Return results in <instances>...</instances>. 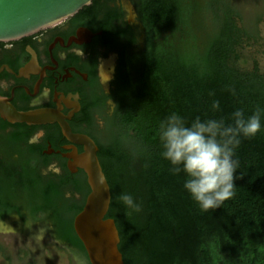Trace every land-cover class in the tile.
<instances>
[{
  "label": "trees",
  "instance_id": "1",
  "mask_svg": "<svg viewBox=\"0 0 264 264\" xmlns=\"http://www.w3.org/2000/svg\"><path fill=\"white\" fill-rule=\"evenodd\" d=\"M105 1L115 0H93L75 19L101 30L98 39L118 54L111 93L93 82L71 129L98 147L111 194L106 218L115 222L123 263L264 264V73L255 60L245 68L241 55L259 39L264 16L246 25L232 0H132L143 27L138 48L137 29ZM257 106L261 130L241 136L234 150V196L203 211L184 189V173L173 175L161 155V121L177 113L189 125L197 116L231 124L237 109L250 116ZM6 128L12 131L0 134V220L16 216L22 230L42 222L53 241L89 264L73 229L89 194L85 174H71L59 156L42 154L45 146L30 145L35 128L0 120V130ZM45 133L55 149L64 143L57 126ZM54 159L61 173L44 175ZM122 192L142 210L123 205Z\"/></svg>",
  "mask_w": 264,
  "mask_h": 264
},
{
  "label": "flooded vegetation",
  "instance_id": "2",
  "mask_svg": "<svg viewBox=\"0 0 264 264\" xmlns=\"http://www.w3.org/2000/svg\"><path fill=\"white\" fill-rule=\"evenodd\" d=\"M105 6L119 9L123 13L122 21L136 30L126 18L122 0L105 1ZM76 15L28 37L0 43V98L8 101L19 112L57 110L64 116L73 112L78 104L79 110L68 121L70 128L77 123L83 100L93 95V82L105 95L111 93V83L118 62V54L109 51L98 39L102 37L103 32L94 31L83 21L75 19ZM136 16L139 21L137 10ZM111 54L116 58L114 71L112 66L107 64ZM107 71L113 73L110 75L108 92L102 85L103 80H106ZM0 120L4 121L1 118ZM54 125L57 126H29L35 128V132L28 143L45 146L42 154L49 157L59 156L67 168L66 155L70 151L64 147L70 144L63 138L64 143L55 149L45 140V127ZM11 131V128H6L0 130V134ZM39 133H42V136L32 142ZM77 149L79 153L82 151L80 147ZM49 172L61 173L59 160L54 159L43 169L44 175Z\"/></svg>",
  "mask_w": 264,
  "mask_h": 264
},
{
  "label": "water",
  "instance_id": "3",
  "mask_svg": "<svg viewBox=\"0 0 264 264\" xmlns=\"http://www.w3.org/2000/svg\"><path fill=\"white\" fill-rule=\"evenodd\" d=\"M93 0H0V43L17 41L40 30L52 28L74 17ZM79 110L64 116L57 110L19 112L0 98V118L9 124L44 126L56 124L62 137L70 144L67 170L85 174L89 187L83 208L73 220L74 232L82 243L89 264H124L118 249L119 233L115 222L106 218L110 188L97 157L98 147L86 134L73 133L68 121ZM39 133L35 139L40 138ZM77 147L82 151L79 153ZM52 152V151H50Z\"/></svg>",
  "mask_w": 264,
  "mask_h": 264
},
{
  "label": "clouds",
  "instance_id": "4",
  "mask_svg": "<svg viewBox=\"0 0 264 264\" xmlns=\"http://www.w3.org/2000/svg\"><path fill=\"white\" fill-rule=\"evenodd\" d=\"M214 95V93H210ZM212 109L220 103L213 100ZM259 106L250 116L242 109L232 113L231 124L224 119L201 120L199 116L191 124L177 113H172L159 125L161 155L172 166L173 175H185L184 189L192 200L205 212L221 207L235 194V173L239 162L234 159V150L240 137L251 138L261 130ZM118 200L128 209L140 212L142 206L134 197L122 192ZM73 264H87L77 250H70Z\"/></svg>",
  "mask_w": 264,
  "mask_h": 264
},
{
  "label": "rangeland",
  "instance_id": "5",
  "mask_svg": "<svg viewBox=\"0 0 264 264\" xmlns=\"http://www.w3.org/2000/svg\"><path fill=\"white\" fill-rule=\"evenodd\" d=\"M232 1L240 10L246 25H249V21L264 16V0ZM122 4L126 10V18L138 31V48H141L143 46V27L137 19L134 3L132 0H122ZM258 31L259 39L245 46L241 52L245 61L242 65L249 68L252 61L255 60L258 62L261 72L264 73V18L258 25ZM115 62L116 58L111 54L107 64L112 66V71H114ZM112 71L106 72V80L102 82L106 92L109 90ZM109 105L112 107L111 102ZM0 248L2 249L0 264H73L71 254L51 239L44 223H34L30 225L29 229L22 230L16 216L0 220Z\"/></svg>",
  "mask_w": 264,
  "mask_h": 264
}]
</instances>
